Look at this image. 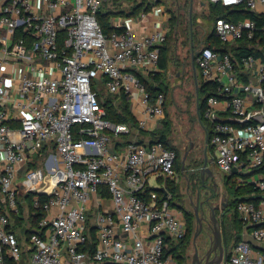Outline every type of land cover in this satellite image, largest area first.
Here are the masks:
<instances>
[{
  "label": "built area",
  "instance_id": "built-area-1",
  "mask_svg": "<svg viewBox=\"0 0 264 264\" xmlns=\"http://www.w3.org/2000/svg\"><path fill=\"white\" fill-rule=\"evenodd\" d=\"M2 1L0 264H20L22 246L9 213L19 214V197L27 193L33 207L44 211L40 233L27 242L31 264H177L165 252V237L183 238L186 223L164 191L166 182L177 178L176 152L160 141H139L141 131L164 119L166 96L152 98L135 74L159 70L168 27L154 16L141 32L122 18L128 16L118 15L105 33L97 12L108 0ZM209 1L244 3L262 16L264 33V0ZM38 4L43 13L35 11ZM19 27L33 37L30 46L14 37ZM213 27L224 45L255 38L252 47L259 48L255 19L217 17ZM196 64L199 78L217 90L203 113L212 130L211 163L260 190L257 202L239 200L235 210L244 225H258L250 236L264 242V60L247 55L236 61L229 52L201 46ZM97 83L109 94L126 95L134 128L106 118L93 89ZM132 132L136 137L123 143L121 137ZM151 178L158 179L156 187L162 185L164 194L151 191L145 199ZM223 264H264V253H255L242 239Z\"/></svg>",
  "mask_w": 264,
  "mask_h": 264
},
{
  "label": "rangeland",
  "instance_id": "rangeland-1",
  "mask_svg": "<svg viewBox=\"0 0 264 264\" xmlns=\"http://www.w3.org/2000/svg\"><path fill=\"white\" fill-rule=\"evenodd\" d=\"M111 3L112 2H108L105 8L128 10L132 6L131 2L128 0H120L119 3L115 5ZM155 3H162L168 14L174 17L173 21L170 20L168 41L165 44L168 61L166 63L165 76H162V78L168 88L164 105V109L167 111L166 121L169 126L167 140L168 144L177 151V170L182 167V159L186 149H188L190 141L194 144V149L192 151L193 157H200V162L202 163L204 150L206 149L209 165L211 168L217 170V167L211 163L212 158L207 148V128L209 124L207 121H202L199 118L197 111L196 87L191 65V48L194 47L196 50L206 44L207 37L210 35L214 26L215 15L209 4V0H151V4L154 5ZM178 73H180V75L177 77ZM197 77V84L199 85L200 78L198 71ZM96 88L102 100L111 99L112 101H117V99L106 91L102 84L97 83ZM163 125H165V123ZM163 125L158 129H161ZM187 168V160L185 159L184 174L186 175L189 173ZM220 185L223 190L229 191V196L227 199H223L217 195L214 199L215 204L219 207L216 216L223 220L219 229L223 230L226 227L227 230L231 232L233 229L230 228V225L232 226L234 224L236 202L242 196H246L247 192L242 182L239 183L234 178H228L226 175L223 176V181ZM184 187L185 183L181 180V183L179 182L178 184V189L180 196L182 195V197L185 198L181 203V207L184 210L185 215L183 216L185 218V223H187L188 233L185 239V245L179 249L181 262L176 263L193 264V241L195 233L199 231V227L197 217L195 216V202L193 205H190V203L186 201ZM21 208L23 218L20 223L15 225V229L24 247L26 243L25 239L28 235V228L30 227V218L28 216V208L23 201H21ZM198 215L200 216L201 213H198ZM206 218L208 217L206 216ZM225 218L226 222L228 220L227 225ZM204 232L205 224L195 238L199 255L202 252L201 247L203 246H200V244L204 239ZM232 240L233 237L231 238V242L229 240L228 244H232ZM24 260V264H26L28 257L25 253Z\"/></svg>",
  "mask_w": 264,
  "mask_h": 264
},
{
  "label": "trees",
  "instance_id": "trees-1",
  "mask_svg": "<svg viewBox=\"0 0 264 264\" xmlns=\"http://www.w3.org/2000/svg\"><path fill=\"white\" fill-rule=\"evenodd\" d=\"M120 0H108L105 1L103 3V5L101 6L100 10L97 12V19L100 22V24L102 25V28L104 30L105 33H108L112 30V27L110 25V18L111 16H117V15H127V16H134L135 14H137L139 12V10H144V11H149L153 4H151V0H128L131 2L132 4V8H129V10L124 11V9H108L105 8L106 4L108 2H112V5L118 4ZM155 4H159V3H155ZM154 4V5H155ZM209 4L212 8V11L215 15L216 19L217 17H223L226 18L228 20H232V21H236L238 19H246V18H250V19H255L256 20V24L259 28H257L256 30V35L257 37H259V44L258 47H252V45H254L255 43V38L254 39H248V38H243L241 40H238L237 44H230V45H224L220 42L219 38L216 36L215 31H214V27L212 28V31L210 33V35L207 37L206 40V44H204L203 46H208L211 47L213 50L216 51H222V52H229L232 54L233 58H235L236 61H240V59L243 56H247V55H253L255 57H260L261 59L264 60V33L262 31H260V27L263 24V18L261 15H256L254 13L249 12L246 8L244 3L236 5V6H223L220 3H213L209 1ZM173 18H171V21H173ZM215 21V20H214ZM1 34V31H0ZM14 37L19 38V37H23L24 39H26L27 44L30 46L31 42H32V36L29 35L27 32H25L21 27L17 28L14 31ZM62 34L61 36H59V41L62 39ZM168 41V34L166 37V40L160 45V51H159V69H161V71L166 70V63L168 61V56H167V48L165 46V44ZM1 47V45H0ZM196 56H194V64H195V68L197 69V64H196ZM198 70V69H197ZM156 72L153 75H147L144 76L142 75L140 72H136L135 74L138 76V78L140 79L141 82L144 83L147 91L150 93L151 97L154 98L156 97L157 94L159 93H163L167 94V85L165 83V81L163 80L162 76L164 77V73L162 72ZM93 89L96 90L97 88L93 86ZM97 91V90H96ZM217 93L216 90V85L214 83H209V82H203L200 79L199 85L197 84V100H198V115L199 118L203 121H207L204 117H203V113L204 110L207 107V98L210 95H214ZM115 99H117V101H112L111 99H106V100H102L100 94L97 92V96L98 99L100 101H102V103L104 104V108H105V116L107 119H109L112 122L115 123H127L130 127H135L136 123L135 120L131 114L130 111V102L128 101L126 95L120 93L119 95H112ZM167 115L164 117V119L162 120V123L165 125H163V127L161 129H158L156 131H150L149 133L140 132V135L149 137L150 139V143L152 142H157L160 141L162 142L167 148H171L173 150H175V148H173L172 146H170L168 144V140H167V135L169 133V126L168 123L166 121ZM208 123V122H207ZM212 130H210L209 126L207 128V148L208 150L212 151L213 154V149L209 144L210 141V136H211ZM134 137H136L135 133H129L126 135H123L121 137L122 142H128L131 141ZM139 141H141V139L139 138ZM43 152H46V147L43 149ZM176 152V160H175V170L177 169V151ZM262 171H264V166L261 168ZM230 178V177H228ZM166 188L167 190L171 193L172 198L170 201V205L176 207L177 209L181 210L184 214V210L181 207V203L182 201V195L180 196L179 194V189H178V185L176 183V181L173 180H168L166 182ZM244 188L246 193V196H242L241 198H239L237 200V202L239 200H253L255 202L258 201V196H260L259 192L260 190L258 188H255L253 185L251 184H244ZM151 191H155L157 192L159 195L164 194V192L162 191V189L158 188V187H150L147 186L145 188L144 191V195H142L145 199H148V194ZM32 194L31 193H27L24 194L23 196L19 197L18 200V208H19V214H15L13 212L9 213V217L12 221V226L11 228L13 229V231L16 233L17 235V230L15 229V225H17V223L21 222V219L23 218L22 215V208H21V201H23L27 208H28V212H29V218H30V227L28 228V235L25 239V242L27 243L30 239V237L33 234H39V226H38V221L40 220V218H42V216L44 215V211L42 208H34L32 205V198H31ZM176 198V200H175ZM45 197L41 196L40 197V202L43 203L45 201ZM236 202V205H237ZM236 205H235V209H236ZM185 215V214H184ZM234 225H235V230H236V234L232 235L231 233L228 232L227 228L225 227V229H223V235L225 238V245L228 244L229 240L231 242V238L233 237L232 240V245L228 244L229 248H228V256L230 254V250L232 248V246L238 242L241 239V235L240 232L242 230V221L239 219L237 211L235 210L234 213ZM186 225V234L183 238L178 239V240H174L171 237H165V243L166 248H165V252L169 253L173 256V258L175 259L176 262H181L180 259V253H179V249L182 248L183 245H185L186 243V237H187V233H188V228H187V223ZM94 228L92 226H90L89 231H88V246L89 249L92 250L94 248V244H95V236H94ZM17 238L19 240V236L17 235ZM20 243V240H19ZM231 246V247H230ZM30 251V250H29ZM27 251V252H29Z\"/></svg>",
  "mask_w": 264,
  "mask_h": 264
},
{
  "label": "flooded vegetation",
  "instance_id": "flooded-vegetation-1",
  "mask_svg": "<svg viewBox=\"0 0 264 264\" xmlns=\"http://www.w3.org/2000/svg\"><path fill=\"white\" fill-rule=\"evenodd\" d=\"M199 48L196 50L194 47L191 48L193 52L198 51ZM192 52V51H191ZM179 75V73H178ZM194 144L190 141L188 149H186L187 156V165L189 170V173L186 176V189H185V196H186V201L190 203V205L195 204V208L197 207L198 212L201 213V217L203 219V225L207 224L205 222L211 221V218H206V216L210 217L211 214L218 211V205L215 204V197L218 195L219 197H222L223 199H227L229 196V191H225L222 189L220 183L223 181V176H225L224 173L219 171L218 169H213L214 175L212 177H207V173L203 172L204 179L202 181L201 179V171H202V163L200 162L201 159L200 157L194 158L193 157V146ZM205 154V150H204ZM203 154V156H204ZM207 154V150H206ZM184 197H182V201H184ZM222 199V200H223ZM222 203V202H221ZM223 205V203H222ZM224 206V205H223ZM222 206V207H223ZM194 208V209H195ZM222 209V208H221ZM204 210V211H203ZM184 215V214H183ZM206 215V216H205ZM218 220H220L219 217H217ZM185 219V218H184ZM206 226V225H205ZM217 254L215 255L216 258L218 259L219 257V251H216ZM201 257V262H203L207 258L206 251L202 250L201 254L199 255ZM212 254H210L209 257H211ZM225 254L223 255V259L225 260Z\"/></svg>",
  "mask_w": 264,
  "mask_h": 264
},
{
  "label": "crops",
  "instance_id": "crops-1",
  "mask_svg": "<svg viewBox=\"0 0 264 264\" xmlns=\"http://www.w3.org/2000/svg\"><path fill=\"white\" fill-rule=\"evenodd\" d=\"M124 1V0H123ZM3 5V1L0 3V7ZM156 6H154L153 5V8H151L149 11H145V12H149V13H151V14H148V16L147 17H144V18H141V19H139V16H137V14H135L134 16H128V17H122V16H127V15H125V14H123V15H119L120 17H122V18H124V19H128V21H129V23L131 24V26H133V27H136V28H138L141 32H143L145 29H146V27L148 26V24H150V21H151V19L154 17V16H156V17H159L160 18V20L161 21H163L164 23H165V25L168 27V30H169V24H170V20H171V16L168 14V12L166 11V9H165V7H164V5L162 4V3H160V4H155ZM130 8H132V7H130ZM34 9H35V11H38V12H42V7H40V5L38 4V5H36L35 7H34ZM129 10V9H128ZM124 11H126L127 12V10H125L124 9ZM139 11H144V10H139ZM43 13V12H42ZM112 17H114V16H111V18ZM117 17H118V15H117ZM110 18V19H111ZM0 31H1V34H5V30H3V29H0ZM168 33H169V31H168ZM0 34V35H1ZM191 65H192V63H191ZM193 68V67H192ZM198 69V68H197ZM196 69V72L198 71ZM161 71V69H159L157 72H160ZM163 71V70H162ZM161 71V72H162ZM165 71L166 70H164L163 71V73H165ZM199 73V72H198ZM165 75V74H164ZM179 75H180V73H179ZM178 74H177V77L179 76ZM198 78V77H197ZM196 87V86H195ZM195 94H196V102H197V105H198V100H197V88H196V92H195ZM197 111H198V107H197ZM167 115V111L165 110V116ZM204 117V116H203ZM207 120V119H206ZM207 122H208V124H209V128H210V130H211V124H210V122L207 120ZM161 125H163V123H162V120H159L158 121V123L155 125V127H154V129L153 130H150V131H156ZM150 131H147L146 133H149ZM206 131V130H205ZM140 139L142 140V141H150L149 139V137H147V136H143V135H141L140 136ZM209 153H210V155H211V157H212V151L210 150L209 151ZM184 170H185V168L184 169H182V167H181V169H179V170H177L176 169V172H177V178H176V183H177V185L179 184V182L181 183V180H183L184 181V183H185V187H184V192H185V189H186V176H185V174H184ZM158 184H160V182L158 181V179L157 178H151L150 180H149V186H151V187H156ZM158 188H162V190L164 189V187H162V185L160 186V187H158ZM165 190H167L166 189V186H165V189H164V191ZM168 191V190H167ZM169 192V191H168ZM170 193V192H169ZM171 194V193H170ZM172 207H174V206H172ZM176 208V207H175ZM225 222H226V218H225ZM227 222H228V220H227ZM227 222H226V225H227ZM230 228L231 229H233V231H228L229 233H231V234H233V235H235L236 234V230H235V225L233 224L232 226L230 225ZM251 228L252 227H250V225H244L243 223H242V230H241V232H240V235H241V239L240 240H242V239H245V240H247V241H250V243H251V245H252V248H253V251L256 253V252H260V253H264V242H257V241H255V240H253L252 238H251V236H250V230H251ZM221 232H222V239H223V244L225 245V238H224V235H223V231L221 230ZM21 243V242H20ZM232 245V244H231ZM21 246H22V255H21V260H20V264H24L25 263V260H24V253H25V255H27V257H28V261H26V264H31L30 263V251H29V249H28V247H27V243H25L24 244V247H23V244H21ZM226 246V248H227V250H228V248H229V246H228V244H226L225 245ZM231 247V246H230ZM230 249V248H229ZM25 250V251H24ZM27 251H29V252H27Z\"/></svg>",
  "mask_w": 264,
  "mask_h": 264
},
{
  "label": "water",
  "instance_id": "water-1",
  "mask_svg": "<svg viewBox=\"0 0 264 264\" xmlns=\"http://www.w3.org/2000/svg\"><path fill=\"white\" fill-rule=\"evenodd\" d=\"M198 54V51L193 52L192 50V56H191V63H192V67H193V77H194V82H195V86L197 88V83H198V78H197V72H196V68H195V64H194V56ZM187 156V152L184 153L183 159H182V169L185 168V159ZM203 172L207 173V177H212L214 175L213 169L211 168V166L209 165V161H208V157L206 154V149H205V154L203 156V163H202V171H201V179L203 181L204 179V175ZM236 170L233 169L232 170V174L235 173ZM162 189V188H161ZM198 208H195V216L197 217V222H198V227H199V231H201L202 227H203V219H202V215H198ZM204 211V210H203ZM211 218L212 219V223L211 221H207L205 223V232H204V239L201 242L200 246L202 245L203 247H201V250L206 251L207 254V258L201 262V257L198 254V247L197 244L195 242V238L197 236L198 233L196 232L194 235V241H193V245H194V259H193V264H223L224 259H223V255L225 254V257L228 253V250L226 248V246L223 244V239H222V232L221 229H219V226L221 225V223H223V220H218L215 212L213 214H211V216H208V219ZM258 226L257 224H253L250 225V227H255ZM219 251V257L218 259L216 258V251ZM210 254H212L211 257Z\"/></svg>",
  "mask_w": 264,
  "mask_h": 264
}]
</instances>
